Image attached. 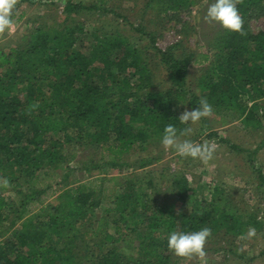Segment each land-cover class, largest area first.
I'll list each match as a JSON object with an SVG mask.
<instances>
[{
    "label": "trees",
    "instance_id": "16d2710c",
    "mask_svg": "<svg viewBox=\"0 0 264 264\" xmlns=\"http://www.w3.org/2000/svg\"><path fill=\"white\" fill-rule=\"evenodd\" d=\"M204 1L207 5L215 2L150 0L155 8L172 11ZM24 2L60 6L70 17L83 9L100 10L109 0L91 5L74 0H19L17 6ZM238 9L246 35L223 28L221 34L209 41L208 51H194L181 57L174 54L177 45L160 51L169 81L162 91L154 89V76L147 71L140 51L118 33L95 34L93 41L99 51L86 55L78 49L84 42V29L63 21L37 25L23 36L25 43L0 48V179L7 178L11 185L0 187V264H172L168 237L173 231L190 233L208 227L215 233H245L252 220L246 221L243 213L233 210L226 197L205 198L200 212L169 210L158 201L157 193H149L148 187L156 188L147 174L154 173L153 170L137 180L124 181L127 186L113 193L115 207L106 210L108 221L100 224L99 231L93 230L91 220L101 204L105 183L118 179L106 177L108 167H138L141 157L131 158L134 151L148 150L164 135L168 124L176 128L181 124L180 115L175 112L178 105L194 109L204 97L213 113L233 109L245 123L256 117L244 102L264 98V31L253 33L248 20L264 12V0H242ZM121 46L123 49L118 51ZM97 59L101 64L94 67ZM193 63L207 67L200 80V93L187 83ZM100 69L107 72V80H97ZM133 72L140 73L135 80L129 74ZM73 120L96 127L93 132L79 134L77 140L83 149H96L100 154L82 157L79 170L100 173L104 178L100 184L79 181L70 190L66 189L67 173L56 187L42 182L38 188L42 180H38L36 171L43 164L58 169L77 159L76 155H68L64 147L74 137L61 135ZM209 134L232 151L249 152L216 131ZM51 135L57 138L49 139ZM151 154L141 158L146 161L142 166L161 159V154ZM257 172L264 185V172ZM21 181L28 183L27 191L22 189ZM138 182H145L144 189L139 191V185L137 189L132 186ZM172 183L173 191L185 200L189 189L186 179L175 178ZM4 189L21 194L20 203L17 205L4 195ZM49 190L52 194L61 193L55 202L47 203ZM32 204L39 205L35 213L31 211ZM137 209L141 218H137ZM111 211L118 213L112 221ZM110 222L114 231L108 229ZM139 224L150 231L141 233ZM163 225L167 226V235L160 230ZM137 236L138 243L134 242ZM89 239L98 240L95 244L106 249L96 256L90 250L93 257L84 259L83 247ZM123 242L128 248L120 245Z\"/></svg>",
    "mask_w": 264,
    "mask_h": 264
},
{
    "label": "rangeland",
    "instance_id": "374dc122",
    "mask_svg": "<svg viewBox=\"0 0 264 264\" xmlns=\"http://www.w3.org/2000/svg\"><path fill=\"white\" fill-rule=\"evenodd\" d=\"M74 1L91 5L97 3L98 0ZM212 3L207 5V2L204 1L201 5L196 6L183 5L179 10L172 11L155 8L150 0H109L107 4L101 6L100 10L83 9L68 17L63 13V7L24 2L20 6H16L13 13L14 28L10 34L6 33L0 37V48L22 44L23 36L31 33L33 27L37 25H53L63 21L67 25L84 29V42L82 45H78V49L86 55H93L99 51L97 42L93 41L95 34H101L104 31L118 33L127 44L140 51L143 61L146 62L147 71L154 76L152 81L154 89L162 91L169 85V81L167 68L162 62L160 51H165L172 45H177L174 50L177 57L194 51H208L209 41L223 32V27L219 23L209 24L204 19L207 9ZM107 8H111L112 12L102 11ZM248 26L253 33L264 31V12L249 18ZM121 49L123 46L118 51ZM99 63L101 64V61L97 59L94 62V67ZM206 68V66L196 63H193L189 68L187 83L197 93H200V80L205 74ZM129 74H132L133 80L140 75L138 72ZM106 75L107 72L100 69L96 78L99 81H105L108 79ZM244 105L247 106V110L256 114V117H253L249 122L245 123L242 118L238 117V112L233 109L221 114L213 113L211 118L202 119L198 124L191 125L193 127L191 136L181 137V139H190L197 144L209 143L217 146L214 158L206 165L199 159L181 157L174 150L166 151L161 143L162 136L158 139L156 137L158 142H154V145L148 150L138 148L131 155V158H146L149 152L152 153L151 155L161 154V159L158 162L144 167L142 164H145L146 161L140 158L138 167H108L106 177L115 176L118 179L105 183L101 204L95 209L91 219L95 226L93 230L99 231L100 224L108 221L106 210L115 207L113 193H117L121 186L123 188L127 186L124 181L137 180L148 170H153L154 173L147 174H149V179H153L156 188L151 190L148 187L149 193L151 195L157 193L158 201L167 205L169 210L182 209L187 213L200 212L205 198L215 195L226 197L225 201L229 202L228 205L232 206L233 210L243 213L246 221L252 220L249 225L247 224L245 233H240L237 230L228 234H224L222 231L212 232L213 235L206 244L205 261L198 259L189 261L177 257L169 250L168 253L172 255V264H264V254H262L264 251V185H262L257 172L259 169L264 172V98L249 102L245 100ZM185 109L193 110L186 105H178L175 107V112L181 115ZM184 127L186 125L180 124L177 129ZM95 129L96 127L91 123L73 120L67 131H61V135L69 134L74 137V140L65 143L64 147L68 155H76L77 159L67 163L64 168L58 169H51L47 164H43L36 171V175L40 176L38 180H42L38 184V188L42 182L43 184H52V188L56 187L67 173L69 183L66 189L73 190L79 181L93 180L101 183L105 175L86 174L78 168L82 157L94 155L92 153L98 154L96 157L100 155L96 149H83L77 140L79 134L93 132ZM213 131L248 149L249 152L230 150L225 144L220 143L217 137L209 134ZM52 137L54 140L57 138V136L51 135L49 139ZM105 157L109 158L107 154ZM180 177L186 179L189 188L185 200H181L176 191H173L172 181ZM21 182L23 183L22 189L27 191L28 183ZM138 185L140 191L144 189L145 182H138L136 186H132L137 189ZM3 194L11 197L17 205L21 201V194H17L11 189H4ZM60 194V192L52 194V190H49V195L46 198L47 203L55 202ZM219 205L222 206L221 208L226 207ZM38 207V204H32V213H35ZM137 211L139 213L137 218H141V211L139 209ZM117 215L118 213L111 211L109 219L112 221ZM19 223L17 224L18 228H20ZM84 224H86L85 221ZM250 227L256 229V236L246 239ZM108 229L114 231V224L110 222ZM138 229L141 233L150 231V228L146 229L142 224H139ZM160 230L164 232L163 235H167V226L163 225ZM89 240L86 241L88 244L83 247L84 259L93 257L90 255V250H93L96 256L106 249L105 246L100 247L101 245L95 244L98 240ZM134 242H139L138 236ZM120 245L128 248V244L125 242ZM252 257H254L253 260H251Z\"/></svg>",
    "mask_w": 264,
    "mask_h": 264
},
{
    "label": "clouds",
    "instance_id": "9594fccd",
    "mask_svg": "<svg viewBox=\"0 0 264 264\" xmlns=\"http://www.w3.org/2000/svg\"><path fill=\"white\" fill-rule=\"evenodd\" d=\"M18 3L19 0H0V37L12 32L14 28L13 13ZM240 3L242 0H215L208 7L204 19L209 24L219 23L226 30L244 36L247 33L244 30V20L238 9ZM198 104V107L191 111L185 109L180 115L179 121L186 127L177 129L172 124L165 127L161 143L166 151L174 150L181 157L199 159L206 165L214 158L217 146L209 143L197 144L190 139H181V137H189L193 134L191 125H196L202 119L213 116V108L206 98L201 97ZM10 186V181L7 178L0 179V187L9 188ZM212 235V230L208 227L190 233L173 231L168 237V249L177 257L189 261L193 259L205 261L206 244ZM255 236L256 229L250 227L245 238L251 239Z\"/></svg>",
    "mask_w": 264,
    "mask_h": 264
}]
</instances>
